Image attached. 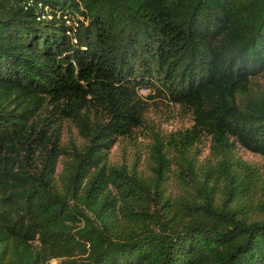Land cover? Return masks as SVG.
<instances>
[{
  "label": "trees",
  "instance_id": "trees-1",
  "mask_svg": "<svg viewBox=\"0 0 264 264\" xmlns=\"http://www.w3.org/2000/svg\"><path fill=\"white\" fill-rule=\"evenodd\" d=\"M259 78L264 0H0V264H264ZM142 87L192 119L149 174L108 162Z\"/></svg>",
  "mask_w": 264,
  "mask_h": 264
},
{
  "label": "rangeland",
  "instance_id": "rangeland-1",
  "mask_svg": "<svg viewBox=\"0 0 264 264\" xmlns=\"http://www.w3.org/2000/svg\"><path fill=\"white\" fill-rule=\"evenodd\" d=\"M259 81L264 87L263 79L259 78ZM139 92L144 97L146 106L143 125L138 127L131 137L118 138L108 154V162L112 165L125 164L129 168L135 167L138 171L149 174V152L153 134L158 133L161 137H166L173 132L190 127L192 119L187 109L172 103L167 96L158 94L148 96L150 91L144 87ZM62 142L65 145L72 143L79 145L82 142L77 129L69 121H65L63 124ZM208 145V140L203 139L200 145L202 157L208 154ZM238 153L244 160L264 171V156L243 148H239ZM60 168L61 164H59L58 170ZM171 185L169 183V188ZM56 262L57 260H51L49 264Z\"/></svg>",
  "mask_w": 264,
  "mask_h": 264
}]
</instances>
